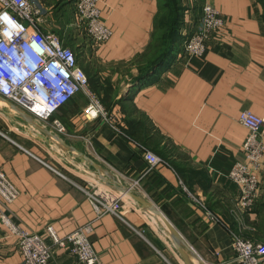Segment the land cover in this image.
<instances>
[{
	"label": "crops",
	"instance_id": "crops-1",
	"mask_svg": "<svg viewBox=\"0 0 264 264\" xmlns=\"http://www.w3.org/2000/svg\"><path fill=\"white\" fill-rule=\"evenodd\" d=\"M35 1L45 8L49 0ZM158 1H97L111 36L85 62L98 66L89 88L103 97L112 120H86L88 98L81 92L54 114L64 134L55 133L50 122L42 126L49 133L39 134L18 114L11 124L0 119V171L19 192L6 213L42 236L47 226L63 237L90 224L88 240L101 264H182L161 218L121 193L124 187L166 218L199 260L195 264H234L231 230L264 244V170L258 199L245 212L238 208L236 185L226 177L234 163L244 160L247 131L237 121L239 114L264 115L263 8L257 0H185L183 32L194 29L205 2L223 17V26L211 35L202 57L184 56L182 42L169 61L137 81ZM71 5L75 10L73 0ZM140 116L177 152L170 163L149 169L144 155L153 151L130 136ZM91 190L118 198L119 216L98 215L86 193ZM21 261L16 239L0 223V264ZM50 264L76 263L56 249Z\"/></svg>",
	"mask_w": 264,
	"mask_h": 264
},
{
	"label": "built area",
	"instance_id": "built-area-1",
	"mask_svg": "<svg viewBox=\"0 0 264 264\" xmlns=\"http://www.w3.org/2000/svg\"><path fill=\"white\" fill-rule=\"evenodd\" d=\"M73 25L84 32L92 51L107 42L111 32L100 19L98 0H73ZM46 10L35 0H0V96L26 112L35 121H49L54 132L64 134L63 123L54 114L77 93L88 98L83 109L86 120H112L99 98L90 90L87 76L78 64L74 50L45 25ZM224 24L223 17L205 2L197 23L185 37L182 54L200 58L211 35ZM88 48V45L85 46ZM237 121L246 131L242 145L244 160L233 164L226 177L238 190V208L252 210L259 196L261 173L264 170V115L242 111ZM144 158L149 169L165 162L147 150ZM95 212L117 214L118 198L108 199L86 192ZM15 185L0 171V223L16 239L21 264H50L56 249L66 251L76 264H101L88 240L90 224L60 237L51 226L45 236L15 224L7 215L8 207L18 198ZM102 211V212H101ZM207 216L217 220L212 213ZM234 264H264V244L254 243L230 231Z\"/></svg>",
	"mask_w": 264,
	"mask_h": 264
},
{
	"label": "trees",
	"instance_id": "trees-1",
	"mask_svg": "<svg viewBox=\"0 0 264 264\" xmlns=\"http://www.w3.org/2000/svg\"><path fill=\"white\" fill-rule=\"evenodd\" d=\"M263 8V22H264V2L257 0ZM170 7L169 11L172 13L170 17L171 21L167 26V29H163V36L158 37L155 35V29L157 27L158 19L160 18L159 12L161 10L160 0L158 1V14L154 23L153 35L151 38V45L147 52L143 54L141 60L142 64L138 67V73L136 76L137 81H142L148 77L157 67L161 64L166 63L173 57L179 50L180 44L184 40L182 35V29L185 24L184 13L185 6L180 5V0H169ZM165 15L164 18H168ZM105 98V97H104ZM140 120L137 123H133L130 127V136H133L143 142L145 148H151L155 154L165 162H169L170 155L174 154V149L167 148L164 142V137L157 133L146 118L140 116ZM153 131V132H152ZM163 142V143H162ZM162 143V146H161ZM148 149V148H147Z\"/></svg>",
	"mask_w": 264,
	"mask_h": 264
},
{
	"label": "rangeland",
	"instance_id": "rangeland-1",
	"mask_svg": "<svg viewBox=\"0 0 264 264\" xmlns=\"http://www.w3.org/2000/svg\"><path fill=\"white\" fill-rule=\"evenodd\" d=\"M180 1H181L180 5L185 6V8H186L187 7L186 1L185 0H180ZM261 1L264 2V0H261ZM71 3H72V0H49L46 4H44L45 8L47 9L46 10L43 7L46 10V13H45L46 22H45V24L46 23H47V25L50 24V25H48L50 27L49 29H51L52 32L57 34L63 40L64 45H66V46H68L74 50V52L76 53L77 59H78V64L84 70V72L87 76V79H89L91 74H93L98 69V66L93 64V62H88V63L85 62L88 59H90V61H92L93 56H94V52L90 48V46H89L90 42L88 41V39L84 35V32H82L80 29L76 28L73 25L75 10L72 9L73 6L71 5ZM160 7H161V10L159 12L160 18L158 19L159 21L157 22V27L155 29V35L158 37L163 36V29H167V26L169 25V23L171 21L170 17H172V13L169 11V7H170L169 0H160ZM198 7H199V4H198ZM60 10L63 11V14L61 16L58 15L56 17H53L51 15L52 12L57 13ZM47 15H49V16H47ZM165 15H168L169 17L164 18ZM50 20H52V22ZM86 45H88L87 49L85 48ZM91 56H92V59L90 58ZM88 82H89V80H88ZM97 98H99L101 104L104 107V103L102 101L103 97L101 98V97L97 96ZM14 116L19 117L17 115V113L14 110H12L6 103L0 101V119L2 121H5L8 124L9 123L11 124L12 121L16 122ZM11 118H13V119H11ZM16 120L19 121V119H17V118H16ZM35 123H37V122H35ZM38 123L37 124L41 127L43 125H45V121H38ZM47 123H49V121H47ZM174 153L177 154L176 151H174ZM131 190H132V188H131ZM89 192L92 193V190ZM177 258L181 262V260L178 256H177Z\"/></svg>",
	"mask_w": 264,
	"mask_h": 264
},
{
	"label": "water",
	"instance_id": "water-1",
	"mask_svg": "<svg viewBox=\"0 0 264 264\" xmlns=\"http://www.w3.org/2000/svg\"><path fill=\"white\" fill-rule=\"evenodd\" d=\"M0 101L6 103L12 110H14L19 116H21L22 119H24V121H26L28 124H30L34 129H36L39 134H41V133L42 134H48L49 133L48 131L43 129L41 126H39L37 123H35V121H33V119L31 118L30 115H28L26 112L22 111L21 109H19L15 105L11 104L10 102L6 101L1 96H0ZM54 138H56L58 141H60L62 143V141L60 139H58L57 137H54ZM85 159L95 169H97L100 173L106 174V172L102 168H100L96 163H94L92 160H90L86 157H85ZM120 191H121V193L128 195L131 199H133V201L138 203L141 208L146 209L148 211H151L153 214H155L161 218V220L163 221V223L165 224V226L169 232L171 241H172L174 247L176 248L178 254L180 255L184 264H195L196 260L199 262V260L197 258L194 261L195 258L192 254V251L185 245V243L182 240V238L180 237L179 233L166 220V218L153 206L152 203L148 202L147 200L140 197L139 195H136L135 193L130 191L128 188L121 187Z\"/></svg>",
	"mask_w": 264,
	"mask_h": 264
}]
</instances>
